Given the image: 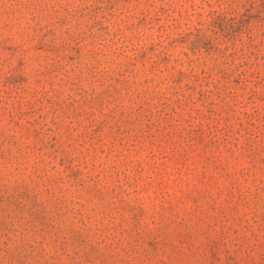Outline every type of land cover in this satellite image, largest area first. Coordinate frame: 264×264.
<instances>
[{
	"label": "rangeland",
	"instance_id": "rangeland-1",
	"mask_svg": "<svg viewBox=\"0 0 264 264\" xmlns=\"http://www.w3.org/2000/svg\"><path fill=\"white\" fill-rule=\"evenodd\" d=\"M0 264H264V0H0Z\"/></svg>",
	"mask_w": 264,
	"mask_h": 264
}]
</instances>
